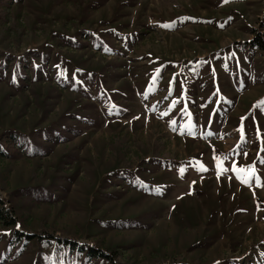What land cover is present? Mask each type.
<instances>
[{"label": "rangeland", "instance_id": "1", "mask_svg": "<svg viewBox=\"0 0 264 264\" xmlns=\"http://www.w3.org/2000/svg\"><path fill=\"white\" fill-rule=\"evenodd\" d=\"M262 102L264 0H0V264H264Z\"/></svg>", "mask_w": 264, "mask_h": 264}, {"label": "trees", "instance_id": "2", "mask_svg": "<svg viewBox=\"0 0 264 264\" xmlns=\"http://www.w3.org/2000/svg\"><path fill=\"white\" fill-rule=\"evenodd\" d=\"M11 0H7V2H3V0H1V3L3 4V6L8 7L9 6V2ZM17 138L10 134L7 136H1L0 137V146L5 150H0V155H2L3 157H9L10 152L13 151L15 152V150H17V147H20V144L17 142ZM25 239H28V237H25ZM57 241L59 242V239H57ZM62 244L65 245L68 250L70 251H78V252H83L86 251L87 256L90 257H96V258H100L103 257L102 254H100L98 251L94 250L93 248H88L87 250H85V248L79 247L76 242H68V241H62Z\"/></svg>", "mask_w": 264, "mask_h": 264}, {"label": "snow or ice", "instance_id": "3", "mask_svg": "<svg viewBox=\"0 0 264 264\" xmlns=\"http://www.w3.org/2000/svg\"><path fill=\"white\" fill-rule=\"evenodd\" d=\"M225 2H227V0H225ZM163 26H164V27H169V25H167V24H166V25H163ZM262 103H264V102H262ZM241 131H242V129H241ZM249 169H251V166H249ZM249 169H242V170H237V171H238V172H239V171H248ZM244 182L246 183L247 180H245Z\"/></svg>", "mask_w": 264, "mask_h": 264}, {"label": "crops", "instance_id": "4", "mask_svg": "<svg viewBox=\"0 0 264 264\" xmlns=\"http://www.w3.org/2000/svg\"><path fill=\"white\" fill-rule=\"evenodd\" d=\"M157 70H158V69H157ZM145 85H146V84H145ZM145 85H144V86H145ZM144 86H143V87H144ZM160 109H162V108H160Z\"/></svg>", "mask_w": 264, "mask_h": 264}]
</instances>
